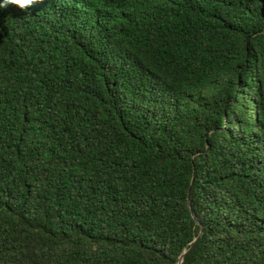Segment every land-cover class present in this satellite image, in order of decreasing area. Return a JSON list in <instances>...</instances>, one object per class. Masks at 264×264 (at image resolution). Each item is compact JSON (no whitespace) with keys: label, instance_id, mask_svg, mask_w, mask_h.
<instances>
[{"label":"trees","instance_id":"obj_1","mask_svg":"<svg viewBox=\"0 0 264 264\" xmlns=\"http://www.w3.org/2000/svg\"><path fill=\"white\" fill-rule=\"evenodd\" d=\"M264 264V0L0 9V264Z\"/></svg>","mask_w":264,"mask_h":264},{"label":"clouds","instance_id":"obj_2","mask_svg":"<svg viewBox=\"0 0 264 264\" xmlns=\"http://www.w3.org/2000/svg\"><path fill=\"white\" fill-rule=\"evenodd\" d=\"M37 2V0H0V9L15 6L17 9L27 12Z\"/></svg>","mask_w":264,"mask_h":264},{"label":"water","instance_id":"obj_3","mask_svg":"<svg viewBox=\"0 0 264 264\" xmlns=\"http://www.w3.org/2000/svg\"><path fill=\"white\" fill-rule=\"evenodd\" d=\"M182 262H183V256L181 257L179 264H182Z\"/></svg>","mask_w":264,"mask_h":264}]
</instances>
